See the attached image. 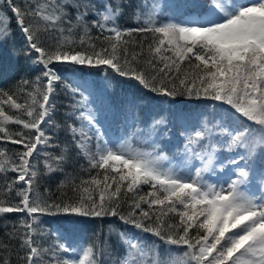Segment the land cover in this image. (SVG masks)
Here are the masks:
<instances>
[{
	"label": "snow or ice",
	"instance_id": "snow-or-ice-1",
	"mask_svg": "<svg viewBox=\"0 0 264 264\" xmlns=\"http://www.w3.org/2000/svg\"><path fill=\"white\" fill-rule=\"evenodd\" d=\"M157 7L124 0H0V49L12 37L14 21L24 45L12 48L11 54H23L38 73L35 80L22 78L15 88L0 89V143L20 146L11 155L0 147V214L19 212L31 218L6 233L8 243L0 241V264H13L14 248L16 264H107V259L111 264H264V172L259 195L250 192L253 177L242 154L229 160L235 166L232 176L224 183H209L203 174L212 170V155L200 157L203 167L185 176L164 167V157L135 149L130 142L101 143L95 117L81 111L77 119L87 125L68 127L77 156L87 162L80 171L88 178L69 175L62 181L72 195L52 199L36 193L33 198L41 175L34 153L39 145L53 147L42 125L50 120V96L62 82L61 69L70 66L111 69L162 97L227 106L220 109L216 127L226 133L229 148L246 147L251 155L260 147L264 155V0H193L195 15L184 23H161ZM129 8L136 26L122 27L119 19ZM65 89L77 91L71 84ZM20 93L28 98L24 103L18 100ZM238 122L242 126L234 127ZM211 134L205 127L188 144ZM43 156L48 173L64 171L63 153L43 151ZM8 173L16 175L10 178ZM13 192L19 197L15 204ZM34 214L63 215L70 228L79 218L115 217L169 247L161 257L155 241L145 245L135 233L111 226L108 237L101 240V233H95L78 255L70 245L43 247L34 239L43 235ZM112 234L124 249L118 257L113 256ZM58 253L73 256L64 259Z\"/></svg>",
	"mask_w": 264,
	"mask_h": 264
},
{
	"label": "trees",
	"instance_id": "trees-1",
	"mask_svg": "<svg viewBox=\"0 0 264 264\" xmlns=\"http://www.w3.org/2000/svg\"><path fill=\"white\" fill-rule=\"evenodd\" d=\"M124 2L126 4L130 2L133 6L147 4L149 8L153 4L158 5V19L161 23L168 21L184 23L193 18L196 12L192 7L193 0H124ZM131 11L132 9L129 8L120 17L119 23L122 27L136 26L130 19ZM10 30L12 37L3 49H0V89L4 90L15 88V86L20 84L22 78L35 80L38 74L31 61L27 60L23 54L19 58L11 54L12 48H23L24 38L14 21L11 23ZM93 35H96L95 30ZM126 38L128 39V37ZM136 50L139 51L138 48ZM60 75L62 76V82L55 85V90L50 96V120L42 125L45 133L51 137L50 143L53 147L46 148L44 145H39L37 153H34L33 162L37 165L41 175L34 186L33 198H35L36 193H39L42 198L50 197L52 199L61 197L64 193L72 195L70 187H61L62 181L69 175L88 178L87 173L80 171V166L83 164L87 167V162L82 156H77L78 150L74 147L72 133L68 127V125H73L76 128H80L82 123L87 125L86 121L77 122L80 108L86 113H92V115L96 112L102 113L101 118L96 122V127L100 129V133L103 136L101 143L107 142L115 146L121 142H130L135 149L142 151L154 150L157 154L174 157V155L181 152V144L188 142L190 135H193L192 133L208 127L212 129V134L200 141L199 145L192 149V154L194 151H198L201 157L207 158L212 155V149L215 147V152L219 153L220 158L229 161L233 152L238 151L239 155L242 154L247 158L246 162L249 172L251 170L254 172L251 175L255 179L253 182L257 181L256 175L258 178L264 172V155L261 154L260 147H256L250 155L249 148L236 146L226 148L224 146V144H229L228 137L226 133L216 127V123L219 119L220 109L227 106L204 99L162 97L144 89L137 81L120 77L107 68L70 66L66 69H61ZM65 84L73 85L77 88V91L75 93L68 92L65 89ZM26 99L28 98L23 93L18 94L20 103H24ZM81 101H83V107L79 106ZM73 105L78 106L74 108ZM9 111L12 114L21 115L23 119H28L15 109H9ZM161 119L164 120V123H155ZM241 121L242 123L251 124V122L244 121L243 118H241ZM242 123L238 122L237 125L233 126H242ZM8 127L12 130L21 128L20 125H8ZM253 127L256 126L253 125ZM144 128L155 132L158 137V145L148 141V133ZM164 132L170 133L166 142L161 141V136H163ZM92 133H94V129L90 132V135ZM90 145L94 151L96 145L94 137L90 141ZM0 147L9 149V154L11 155V150L20 146L0 143ZM65 148L68 149L66 153L63 152ZM43 151H47L54 156L63 153L65 155V161L62 165L64 171L48 173L44 169L46 157L43 156ZM50 162L55 165V161ZM241 162L242 165L245 164V161L241 160ZM162 164L164 166L165 163ZM220 165L218 163L217 169ZM186 171L190 175L193 172L191 167ZM15 175V173H8L10 178ZM204 179L207 180L206 177ZM76 182L79 183V179ZM16 187L19 188L20 185H16ZM143 190L146 192L148 186H143ZM12 197L11 202L13 204L18 203L19 197L15 196V192H13ZM144 207L147 208V205H144ZM34 215L38 221V233L43 232V235L37 234L34 239L43 247H56L59 244L70 245L73 252L78 255L84 246H87L88 243L96 238L95 233H101V240L108 237L110 226L113 229H126L129 233H135L142 238L141 243L145 245H151L155 241L159 245L158 250L161 257L165 255V249L169 247L148 233H142L131 228V226L124 225L115 217L103 219L79 218V223L70 228L63 215ZM170 218L175 219L171 214ZM25 219L31 221V218L27 217L26 213L0 214V241L8 243L6 233L11 232L14 226L19 228L21 221ZM176 219L178 220V217ZM12 243L18 244V241H13ZM110 243L115 250L113 256L118 257L123 253L124 249L117 243L115 234L111 235ZM172 247L174 248L175 246ZM15 252L16 249L14 248L12 255L13 264H16ZM58 256L68 259L73 256V253H58ZM107 264H111L110 259H107Z\"/></svg>",
	"mask_w": 264,
	"mask_h": 264
},
{
	"label": "rangeland",
	"instance_id": "rangeland-1",
	"mask_svg": "<svg viewBox=\"0 0 264 264\" xmlns=\"http://www.w3.org/2000/svg\"><path fill=\"white\" fill-rule=\"evenodd\" d=\"M127 39V38H126ZM81 111H83L81 108L79 109V111H78V116H79V114H80V112ZM102 114V113H101ZM100 114V115H101ZM77 122L78 123H80V122H82L81 120H79V119H77ZM151 135H152V138L154 137V133H151ZM148 152H151V151H148ZM151 153H153V152H151ZM161 163H165L164 164V167H167L168 166V164H167V162H165V161H162ZM176 165L178 166V167H181V166H183V165H187L188 163H187V161L186 160H182V157H179V158H177L176 159ZM193 164L194 165H198L199 163H197V162H193ZM177 167V168H178ZM177 168H176V170H177ZM224 173H225V180L224 181H222V183H224L230 176H232V169H229V170H225L224 171ZM234 178V177H233ZM177 217H175V219H176Z\"/></svg>",
	"mask_w": 264,
	"mask_h": 264
}]
</instances>
